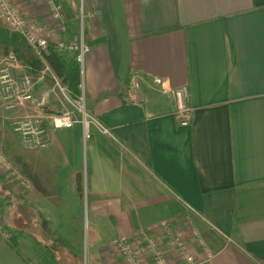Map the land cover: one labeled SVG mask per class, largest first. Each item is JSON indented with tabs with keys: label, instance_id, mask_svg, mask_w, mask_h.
I'll list each match as a JSON object with an SVG mask.
<instances>
[{
	"label": "crops",
	"instance_id": "crops-1",
	"mask_svg": "<svg viewBox=\"0 0 264 264\" xmlns=\"http://www.w3.org/2000/svg\"><path fill=\"white\" fill-rule=\"evenodd\" d=\"M57 1L70 15L60 38L84 36L90 47L80 80L97 123L89 138L81 123L50 124L47 147L27 150L13 123L60 109L50 81L32 75L35 101L23 107L0 103L2 135L42 161L47 191L6 154L32 189L0 172V214L12 234L0 237V264H83L86 235L92 264H123L111 241L164 220L199 261L188 217L208 237L210 264H264V0ZM38 3L21 0L25 15L47 20ZM132 76L137 105L125 102ZM183 88L193 113L186 127L177 116Z\"/></svg>",
	"mask_w": 264,
	"mask_h": 264
},
{
	"label": "built area",
	"instance_id": "built-area-1",
	"mask_svg": "<svg viewBox=\"0 0 264 264\" xmlns=\"http://www.w3.org/2000/svg\"><path fill=\"white\" fill-rule=\"evenodd\" d=\"M17 0H0V22L11 32L19 35L43 58L51 45L61 50L75 51L76 60L80 65L81 76L84 77L85 56L90 47L84 41V36L77 43H68L61 35L67 32L69 12L57 0H41L48 13V23L42 24L25 15V12L16 5ZM83 25L84 14H80ZM41 23V24H40ZM54 81L52 93L55 102L60 106L59 112L51 113L48 117L43 115L26 114L18 117L13 123L12 132L21 138L27 150H39L47 147L48 127L55 129H71L76 124L83 125L85 135L90 137V125L96 122L86 108V97L81 85V94L73 95L71 90L63 85L60 79L52 74ZM35 83L27 74V69L20 63L15 53L0 58V103L8 109L23 107L28 102H34ZM125 91V102L137 105L142 102L140 83L136 76H132ZM177 116L182 126H188L193 117L192 109L188 106V94L185 88L176 91ZM46 103H41L43 105ZM103 131L107 132L103 129ZM0 128V172L11 182L17 184L22 190L32 189V183L25 178L16 165L8 158L4 150V136L2 139ZM192 226V235L196 239L204 258L197 261L191 253L186 236L180 235L173 229L171 220H164L157 230H142L131 235H121L111 241V250L123 259V264H210L215 253L200 228L193 219L188 217ZM12 234L6 228L0 216V237L8 239Z\"/></svg>",
	"mask_w": 264,
	"mask_h": 264
},
{
	"label": "trees",
	"instance_id": "trees-1",
	"mask_svg": "<svg viewBox=\"0 0 264 264\" xmlns=\"http://www.w3.org/2000/svg\"><path fill=\"white\" fill-rule=\"evenodd\" d=\"M10 52L16 54L20 63L26 67L31 75L38 76L44 72L47 80L50 81V83L47 81L49 86L53 87V81L50 78L54 74L63 85L71 90L73 95L81 94V69L75 56L61 55L55 51L53 45H50L48 52L41 58L19 35L10 34L7 30L0 28V56H6ZM4 147L5 153L18 165L22 173L32 179L36 189L42 195H47L46 189L40 185V169L38 166L46 170L42 161L33 152H20L19 149L14 147V142L9 135H6ZM206 238L208 237L206 236Z\"/></svg>",
	"mask_w": 264,
	"mask_h": 264
},
{
	"label": "rangeland",
	"instance_id": "rangeland-1",
	"mask_svg": "<svg viewBox=\"0 0 264 264\" xmlns=\"http://www.w3.org/2000/svg\"><path fill=\"white\" fill-rule=\"evenodd\" d=\"M38 4H40L41 6L40 7H43V9H42V11L43 12H45L46 11V7L44 6V2H41V0H38ZM16 5H18L17 7L19 8V9H21L22 10V5H21V0H17L16 1ZM81 6H82V4H80ZM22 12H23V10H22ZM84 14V10L82 9V7H81V14ZM36 17V16H35ZM34 17V18H35ZM36 18H38V17H36ZM43 18H46V16L45 15H43L42 13H41V16H40V19H43ZM41 23L42 24H47L48 23V19L47 20H41ZM40 23V24H41ZM0 28H3V29H5V30H7L10 34H13V33H11L1 22H0ZM80 34H82V31H80ZM79 41V40H78ZM1 58V57H0ZM27 74L30 76V77H32V79H34V77L31 75V74H29L28 72H27ZM44 108V107H43ZM50 108H52V107H46V108H44V110H46L48 113H56V112H59V110L60 109H52V111H51V109ZM12 131V130H11ZM2 132H4V134H3V136L6 138V133H7V131L6 130H4V128L2 129ZM6 132V133H5ZM0 216H1V214H0ZM2 219H3V217H2ZM86 230H87V226L85 227V232H86ZM207 240V239H206ZM85 250H84V252H83V264H92V257L90 256V252H89V250H88V248H87V245H88V243H87V235H86V239H85Z\"/></svg>",
	"mask_w": 264,
	"mask_h": 264
}]
</instances>
